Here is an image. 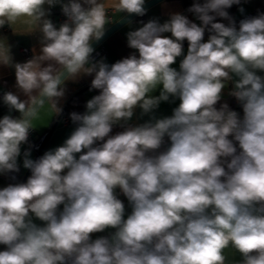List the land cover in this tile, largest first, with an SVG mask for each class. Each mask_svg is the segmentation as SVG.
I'll use <instances>...</instances> for the list:
<instances>
[{
  "label": "clouds",
  "instance_id": "9594fccd",
  "mask_svg": "<svg viewBox=\"0 0 264 264\" xmlns=\"http://www.w3.org/2000/svg\"><path fill=\"white\" fill-rule=\"evenodd\" d=\"M57 4L67 17L59 28L48 18ZM145 5L118 0L115 8L132 25ZM233 5L241 0H197L186 11L199 24L180 12L141 20L126 34L138 55L108 64L93 57L107 22L99 0H0V28L27 17L42 33L40 54L23 63L0 46V63L14 67L16 88L32 100L2 97L20 116L0 119V174L19 172L28 144L31 175L0 189V264H224L229 244L241 264H264V13L237 28ZM93 74L89 90L99 94L69 113L75 129L31 159L37 104L51 101L61 114L66 82ZM229 83L242 118L227 103L216 107ZM170 98L180 101L171 116L128 123L137 108L150 114ZM117 124L124 130L110 135ZM116 188L131 206L127 218ZM106 229L115 231L92 240Z\"/></svg>",
  "mask_w": 264,
  "mask_h": 264
},
{
  "label": "crops",
  "instance_id": "0c3cea01",
  "mask_svg": "<svg viewBox=\"0 0 264 264\" xmlns=\"http://www.w3.org/2000/svg\"><path fill=\"white\" fill-rule=\"evenodd\" d=\"M147 1V0H146ZM68 0H63V3H67ZM100 3H103L106 7L107 12V22L105 24V30L114 22L122 18L126 15V13L117 11L115 8L116 3L118 0H99ZM259 0H241V5H238L235 11V19L246 16L255 10H257V4ZM48 7L47 5L45 6ZM240 7H243L244 11L241 13L238 9ZM50 16L48 17L53 24L57 26L58 23V16L59 13L62 12L61 5L57 4L50 9ZM180 12L186 16L193 22H196L197 24L200 23V21L196 20L195 16L189 12L186 11L184 8L182 0H161L158 3L152 5L151 7L147 8V14L143 17H136L134 18L136 23L132 25L124 24L119 29H117L114 33H112L103 43L102 45L106 48V52L104 55L95 58L96 60H99L101 58H105V62L108 64H113L116 61L129 56L130 54L135 53L138 55V52L135 49H130L127 46V37L126 34L130 30H135L136 28L141 27L142 25L139 23V21H144L145 23L150 19H158L160 23H164L166 20L169 19V16L171 13ZM165 36H171L170 33L163 34ZM209 34H206L204 36V40L207 41ZM41 38L42 33L39 32L34 22L30 20V18L27 17H21L17 19L14 23H12L10 26L5 25L3 28H0V46H3L5 49H7V45L10 48V55L12 57V63H23L27 60L31 59L34 54H40L41 49ZM185 43V44H184ZM22 47H27L31 50V55L29 57H25L23 53L21 52ZM183 48H184V55L187 53L188 48V42L185 40L183 42ZM33 49H35V53L33 52ZM183 59V55L181 57L177 58V61L172 67L179 70V63ZM257 74L264 76V72H261L257 70ZM94 78L93 75H84L81 76V78L78 81H67L69 83H73L76 85H79L80 87L84 86L85 84H88L91 82V80ZM16 76H15V69L11 65H5L3 63H0V119L3 118L5 115H12L13 117L18 118L20 116V113L12 110L9 112V108L3 103V94L5 92H15L17 95L21 97L22 100H25L29 105L32 104V100L28 97L23 95L17 88H16ZM162 86H158L157 90L154 93H151L150 95H159V92L161 90ZM233 85L231 83L227 84L222 92V99L221 101L216 105L217 108L220 107V104L227 103L230 107V109L237 111L241 118L243 117V109L241 105L235 100L232 96L229 95V91L232 89ZM33 97H37L38 99V91L34 92L32 94ZM93 91L86 90L84 91L83 97H84V109L83 112L86 110L85 105L88 100H90L93 97ZM51 101H44L42 105L39 107V109L36 111V114L32 118V128H33V137L35 139L40 138L42 135L46 134L52 127V125L57 120V114L53 110L51 106ZM180 101L178 98L172 99L168 102H161L159 105V108L154 110L153 113L141 115V109L137 108L135 110V114L133 118L128 122L131 125H139L143 124L146 121H148L153 115L157 118H162L165 116H171L173 109L179 105ZM76 125L70 121V123L63 125L58 122L55 129L50 134V137L47 141V144L44 148L43 154L50 149H54L57 146H60L63 144L65 139L71 134V132L75 129ZM170 145L169 143L165 144L161 151L164 150L165 147ZM25 149H28V145H22V155L20 158H18V165L21 169L22 174L25 173L27 170L23 166V151ZM36 155V152L31 149V159H34ZM77 158L79 154H76ZM67 170H65L66 172ZM0 179H2L4 188L8 186L10 183L9 179L7 178L6 174H0ZM119 188H116L115 194L117 197L123 201L125 204V218H127V215L131 213L132 209L129 205L127 198L121 194L118 195ZM63 205L60 206V209L62 210ZM33 222L39 226H43L45 222L40 221L39 219L35 218L33 216ZM114 229H106L104 232L101 233H92L91 238L92 240H95L96 238L100 236H108L110 233L114 232ZM5 245H0V251L5 250ZM222 254L225 256V262L224 264H241V261L243 257L241 254L231 245L229 244L225 249H223Z\"/></svg>",
  "mask_w": 264,
  "mask_h": 264
},
{
  "label": "trees",
  "instance_id": "16d2710c",
  "mask_svg": "<svg viewBox=\"0 0 264 264\" xmlns=\"http://www.w3.org/2000/svg\"><path fill=\"white\" fill-rule=\"evenodd\" d=\"M183 2V5H184V8L185 9H188L194 2H197V0H182ZM200 3H203V0H199ZM238 7V5H233L230 9H228V12L229 14L234 18L235 20V11H236V8ZM257 10H260L261 12L259 13H263L264 12V0H259L258 4H257ZM259 13H254V14H251L249 15L248 17H252V16H256L258 15ZM247 18V17H246ZM243 20V19H242ZM217 21L218 22H222V23H225L227 24L228 21L227 20H223L221 18H217ZM241 21V20H240ZM240 21H237L235 22L236 23V26L237 28L239 27V22ZM207 33V32H205ZM86 86H91V82L88 83V84H85L84 86L80 87L79 85H76V84H73V83H69V82H66L65 84V88H66V93H65V97L64 99H61L59 101V106L62 107V115L59 114L57 116V120L59 122V119L58 117L61 115L62 116H67L69 117V113L75 111V112H78V113H83V109H84V97H83V94H84V91L79 93L78 95H76L73 100L67 105V101L71 98V96H73L76 92H78L80 89L86 87ZM90 87L86 90H89ZM85 90V91H86ZM93 95H98L99 94V90H96V89H93ZM65 108V109H64ZM64 110V111H63ZM70 119V118H69ZM71 121V120H70ZM124 128L121 127L119 124L117 125H114L113 126V129H112V132L110 133V135H115L116 133L118 132H121L123 131ZM229 139H232V137H229ZM34 141L35 140H38V139H33ZM46 146V145H45ZM45 148V147H44ZM44 148L42 149V152H41V155H43V151H44ZM39 156V157H40ZM38 157V158H39ZM20 169V168H19ZM31 175V171L28 175V177ZM7 178L9 179L10 183L11 184H16V183H20L22 178H23V174L21 172V169L19 170V172H15V173H8L6 174ZM28 177L26 178L25 182H27V179Z\"/></svg>",
  "mask_w": 264,
  "mask_h": 264
},
{
  "label": "water",
  "instance_id": "95a60500",
  "mask_svg": "<svg viewBox=\"0 0 264 264\" xmlns=\"http://www.w3.org/2000/svg\"><path fill=\"white\" fill-rule=\"evenodd\" d=\"M159 1H161V0H147L145 6H146V8H149V7H151L152 5L158 3ZM259 12H261V11H260V10H255L254 12H252V13L246 15V16H243V17H240V18L235 19V22L240 21V20H242V19H245L246 17H248V16L251 15V14L259 13ZM126 15H127V14H126ZM126 15L123 16L122 18H120L119 20H117L116 22H114L113 24H111V25L105 30V35L102 37V39H100L98 42L93 41L92 46L96 49L98 46L102 45V43H103V42H104V41H105V40H106V39H107L112 33H114L117 29H119L121 26H123L124 24H123L122 21H124ZM134 18H136V16H133V19H134ZM206 34H209V33L207 32V33H205V35H206ZM184 44H185V43H184ZM89 87H90V86H86V87L80 89L78 92H76L73 96H71V98L67 101V105L73 100V98H74L76 95H78L79 93L85 91V90L88 89ZM41 105H42V104H39V103L37 104L36 111L39 109V107H40ZM64 109H65V108H64ZM63 111H64V110H63ZM62 113H63V112H62ZM62 113H61V115H62ZM61 115L58 117L59 120H60V118H61ZM57 124H58V121H56V122L52 125L51 129L45 134L44 139H43L42 144H41V148H40L39 151L36 153V155H35V157H34L33 160L38 159V157L41 155L42 149H43V148L45 147V145L47 144V141H48V139H49V137H50V134H51L52 131L55 129V127L57 126ZM30 171H31L30 169H27V170L25 171V173L23 174V178H22V180H21L20 183H24V182H25V180H26V178L28 177Z\"/></svg>",
  "mask_w": 264,
  "mask_h": 264
},
{
  "label": "built area",
  "instance_id": "2783aa9c",
  "mask_svg": "<svg viewBox=\"0 0 264 264\" xmlns=\"http://www.w3.org/2000/svg\"><path fill=\"white\" fill-rule=\"evenodd\" d=\"M264 13V12H263ZM67 20V17L62 13L60 12L59 13V16H58V23H57V26L59 27L62 23H64L65 21ZM21 52L23 53V55L25 57H29L31 55V50L27 47H22L21 49ZM106 52V48L103 46V45H100L98 46L96 49H95V52L93 54V57L94 59L95 58H98L102 55H104V53ZM235 99V97H233ZM236 100V99H235ZM59 123L63 124V125H66L68 123H70V119L69 117L67 116H62L59 120ZM44 135H42L40 138H38V140H33L34 137H33V130L30 132V135H29V142L30 144L32 145V150H34L36 153L39 151V149L41 148V144H42V141L44 139ZM169 143V140L167 137H165V144ZM28 145V144H27ZM29 147V145H28ZM123 194L121 192V190L119 189L118 190V195H121Z\"/></svg>",
  "mask_w": 264,
  "mask_h": 264
},
{
  "label": "rangeland",
  "instance_id": "374dc122",
  "mask_svg": "<svg viewBox=\"0 0 264 264\" xmlns=\"http://www.w3.org/2000/svg\"><path fill=\"white\" fill-rule=\"evenodd\" d=\"M1 182H2V179H0V189L3 186V183H1Z\"/></svg>",
  "mask_w": 264,
  "mask_h": 264
}]
</instances>
